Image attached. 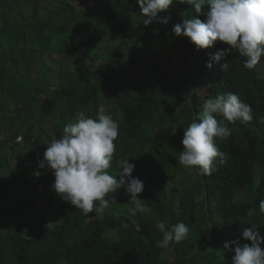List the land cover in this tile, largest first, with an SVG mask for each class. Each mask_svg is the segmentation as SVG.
Here are the masks:
<instances>
[{"label":"trees","instance_id":"16d2710c","mask_svg":"<svg viewBox=\"0 0 264 264\" xmlns=\"http://www.w3.org/2000/svg\"><path fill=\"white\" fill-rule=\"evenodd\" d=\"M77 1L0 0V264H231L232 242L250 244L241 238L244 228L264 237V58L250 71L244 57L230 53L227 73L207 68L227 46L199 50L176 37L172 27L195 15L179 0L160 14H170L167 25L147 27L136 0H83V8ZM113 39L105 58L90 60V46ZM175 41V66L169 55L161 63L155 51ZM78 43L84 48L75 52ZM62 54L69 62L56 58ZM202 83L195 98L189 87ZM228 92L251 106L253 119L218 117L231 130L216 140L226 160L199 175L179 163L183 130L207 98ZM101 109L120 133L107 171L117 175L127 159L134 164L131 175L144 185L138 198L150 213L132 217L121 187L106 197L116 202L103 215H84L51 189V171L38 168L77 113L97 118ZM160 221L184 222L189 233L162 249Z\"/></svg>","mask_w":264,"mask_h":264},{"label":"clouds","instance_id":"9594fccd","mask_svg":"<svg viewBox=\"0 0 264 264\" xmlns=\"http://www.w3.org/2000/svg\"><path fill=\"white\" fill-rule=\"evenodd\" d=\"M140 14L144 17L145 27L154 21L167 25L170 14L169 6L174 0H136ZM191 6L195 15L182 23L175 24L171 31L176 37L183 35L197 49H210L216 42L227 47L215 52L206 64L211 69L216 64L221 72L230 68L226 57L237 53L244 57L243 67L254 70L264 58V0H179ZM203 16L205 19L201 20ZM218 117L231 123L241 121L250 123L253 119L252 108L241 100L238 94L228 92L207 98L203 102L202 112L184 128L181 140L182 151L179 163L193 169L199 175H212L216 165L224 163L225 154L217 144V139L227 140L231 130L222 124ZM175 130H173L174 132ZM119 124L111 113L101 109L97 118L77 113L75 122L63 127V135L53 139L47 146L43 158L38 162L39 169L50 170L54 182L51 189L65 202L79 209L84 215L95 213L103 215L111 202H116L114 195L123 187L130 196L132 207L129 213L135 217L138 213H150L151 209L144 200L139 199L143 192V182L132 177L135 167L124 160L117 175L110 174V162L116 151L119 136ZM40 172L34 173L36 177ZM264 211V201L259 205ZM251 215V213H249ZM136 224V221H132ZM123 228L129 224L122 223ZM156 228L162 233V239L156 241L158 247L167 249L171 243L184 240L189 227L179 222L168 227L160 221ZM241 238L249 243L233 241L234 256L231 264H264V237L254 228H244ZM225 249L228 243L223 245Z\"/></svg>","mask_w":264,"mask_h":264},{"label":"rangeland","instance_id":"374dc122","mask_svg":"<svg viewBox=\"0 0 264 264\" xmlns=\"http://www.w3.org/2000/svg\"><path fill=\"white\" fill-rule=\"evenodd\" d=\"M76 5L83 8L84 6H86V3L83 2V0H78L77 3H76ZM26 12L28 13L27 10H26ZM88 30L90 31L91 29L89 28ZM82 39H83V42H84V45L85 46L86 45L87 46L90 45V42L88 43V40L87 39H85L83 37H82ZM116 42L117 41L114 40V39L113 40H109L108 42H103L97 48H95L94 50L92 49V46H90V48H91L90 60H92L95 56H98V55H100V60H102L103 58H105L109 54V51L108 50L110 48H114L117 45ZM82 45H83V43L82 44L81 43H78L77 47L75 46V48H76V49H74L75 52L79 51V48L80 47H83L84 48V45L83 46ZM106 48H108V49L105 50ZM178 49H179L178 41H175L174 43L171 42L169 45L167 44L165 46V51H164V49H158V50L155 51V53H156V55L158 56L159 59H162L163 58V60H161V63H164L165 62V59L169 55L171 57V59L173 58V65L175 66V64H176L175 57H178V55H177L178 54ZM103 50H105V51H103ZM102 51H103V53L101 54ZM56 58L58 60H60L61 63H67V62H69L70 55L69 54H62V55L56 56ZM93 62L96 63L97 61H93ZM166 69L169 70L168 68H166ZM171 70H172L173 73H176V71L178 70V68L177 67H174ZM203 87H204V84L203 83L202 84H196V85L191 84L190 87H189L190 88L189 91L191 93H193L194 97L196 98L199 95L200 96L202 95ZM174 89H180V88L177 85V86L174 87ZM200 106L202 107L203 104H201ZM198 115L199 114H197V116Z\"/></svg>","mask_w":264,"mask_h":264}]
</instances>
